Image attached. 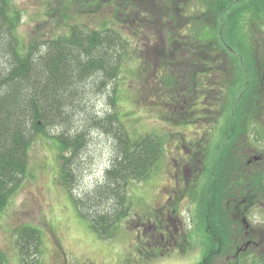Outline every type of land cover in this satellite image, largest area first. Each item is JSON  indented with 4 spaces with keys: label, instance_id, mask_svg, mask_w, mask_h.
Here are the masks:
<instances>
[{
    "label": "trees",
    "instance_id": "16d2710c",
    "mask_svg": "<svg viewBox=\"0 0 264 264\" xmlns=\"http://www.w3.org/2000/svg\"><path fill=\"white\" fill-rule=\"evenodd\" d=\"M144 2L136 5L148 7ZM131 3L133 0H63L59 6L62 24H56L48 36L25 40L17 32L20 11L11 0H0V213L26 175L28 149L36 136L65 123L69 109L80 104L82 84L94 80L101 93L121 72L129 58V39L119 22L129 23L136 32L144 22L156 29L162 47L153 53L149 78L155 84L151 85L168 92L166 82L175 84L178 104H183L181 97L186 95L181 91H188L190 82L206 89L210 80H215V86L222 84L216 99L223 93L221 108H231V118L224 123L214 148L203 193L232 183L228 175L240 171L241 163L232 152L243 142L247 131L243 127L264 112V57L258 56L253 41L255 30L264 22V0H155L148 10L136 9ZM213 52L218 55L214 62ZM229 92L231 97L226 95ZM110 103L113 111L94 116L92 124L114 138V155L102 180L81 195L72 192V160L82 147L85 132L53 136L59 181L77 214L103 239L112 237L118 224L130 215V183L150 176L163 153L159 135L130 133L118 115L116 96ZM194 118L192 122L201 119ZM263 176L255 175L254 183L264 186ZM247 177L251 181V173ZM204 201L198 205L203 225L209 219L207 198ZM40 243L37 227L19 225V264H40ZM5 261L6 254L0 249V264Z\"/></svg>",
    "mask_w": 264,
    "mask_h": 264
},
{
    "label": "rangeland",
    "instance_id": "374dc122",
    "mask_svg": "<svg viewBox=\"0 0 264 264\" xmlns=\"http://www.w3.org/2000/svg\"><path fill=\"white\" fill-rule=\"evenodd\" d=\"M11 1L20 11L17 32L25 40L31 36H48L56 30V24H62L59 6L63 0ZM140 1H145L148 7L136 5ZM133 2L131 4L134 8L148 10L152 9L150 5L155 0ZM72 10L73 7H70V14ZM144 24L136 32L129 23L119 22L129 39V58L124 62L116 80H109L101 93L97 92L94 80L82 84L83 97L80 104L69 109L65 123L46 128L48 134L37 135L30 145L26 175L0 213V249L6 254L3 264H19L16 229L22 224L33 225L41 233L40 264H191L193 258L194 261L198 259L196 241L192 239L184 242L181 234H177L184 231L188 236H193L202 230L189 199L178 200L179 194H182L180 167L185 171L183 177L186 186L190 182L189 178L197 173L198 167H209L210 157L215 155L214 147L222 135L224 125L222 119L225 117H216L218 120L212 133L216 137H210L208 133L211 127L208 124H212L214 113L223 109V93L218 97L221 103L216 98L212 99V96L216 97V91L222 84L215 86V93L208 94L210 99H207L205 96L211 85H207V92L202 93L205 98H199L197 89L205 85L198 83L199 86L194 87L190 82L187 90L192 92L181 91V95H186L181 97V105L177 103L175 84L166 80L168 92H162L156 85H151L155 84L149 78L152 75L153 53L162 47V41L156 29L148 28L146 22ZM259 25L252 39L257 42L258 56L263 58L264 22ZM114 96L118 104V115L127 130L133 134L156 133L162 139L163 153L150 176L142 182L130 183L127 189L132 207L130 215L118 224L112 237L103 239L90 230L77 214L59 181L58 147L53 136L61 132L66 135L85 132L82 147L72 160L75 172L72 192L81 195L102 180L104 170L114 155V138L101 127L92 124L94 116L102 117L113 111L110 98ZM192 103H196V106L193 107ZM198 106L203 109L199 114L195 111ZM263 115L264 112L250 119L247 131L242 136L243 142L231 151L237 161H242L249 154H261L264 158ZM198 116L201 119L192 122ZM186 118H190L188 123L183 122ZM230 118L227 117V121ZM200 126L205 127L207 137L204 136L202 142L194 143L197 150L194 152L188 149L191 145L188 148L186 146L193 140L192 137L197 136L195 131ZM253 173L261 176L264 168L254 170ZM197 223L200 226H195ZM162 229L169 233L165 236L167 240L161 239Z\"/></svg>",
    "mask_w": 264,
    "mask_h": 264
},
{
    "label": "flooded vegetation",
    "instance_id": "af4514ba",
    "mask_svg": "<svg viewBox=\"0 0 264 264\" xmlns=\"http://www.w3.org/2000/svg\"><path fill=\"white\" fill-rule=\"evenodd\" d=\"M217 56L218 55L214 52L212 56L213 62ZM230 81L231 80H228L229 83ZM210 85L209 92L206 91L204 86L203 88L197 89L199 95H197V97L203 98V94L207 92L205 97L210 99L207 96H209L208 94L210 93H215V80H211ZM226 95L227 97H231L230 92ZM214 98L216 97L212 96V99ZM198 102H200V100ZM208 103L210 104V101H208ZM227 105H224V108ZM192 106H196V103H192ZM196 109L195 111H197V113L203 110L199 106ZM217 113H219V116L225 117L222 119L225 123L227 117L231 114V108L219 109ZM217 113H214L212 124H208V126L211 127V131L208 133L210 137H216V135L212 133L214 132L213 130L218 120L215 117H219ZM208 117L210 118L211 116ZM199 118L198 116V119ZM204 128V126H200V128L195 131L197 136L192 137L193 140L188 142L186 147L188 148L189 145L192 146L188 149L194 152L197 151L194 148V143L202 139L204 140L203 137L207 135L205 134L206 130ZM246 130L247 126H244L242 131ZM201 131H203V133H201ZM198 135L202 136V138H199ZM199 161L201 162L202 160L199 159ZM211 161L212 157H210V164ZM202 163L203 161L200 164L203 165ZM240 163V171L228 175L229 182L232 180V183H226L217 189H208L206 195L203 193L202 186L211 165L209 164V167L205 165L198 167L197 173L195 172L194 175L189 178L190 182L187 186L183 177L185 171L183 167H180L181 183H179L177 179L176 181L182 186V194H179L178 200L184 198L185 201H187L189 199L198 220V205L204 201V198H207V209L209 208V219L204 222L205 225L199 220L202 228L201 231L193 236H188L189 234L184 231L177 232L178 236L181 234L180 237L184 242L193 239L196 241V246L198 245L196 253L198 259L194 261L193 258L191 264H264V186L255 184L253 180V177L258 174L253 173V171L257 169L262 170L264 168V158L261 154H249L243 157ZM177 173L178 171L176 174ZM248 173H251V181H249L247 177ZM198 225L199 223L195 224V226ZM178 229L181 230V228ZM166 231L162 229L160 232L162 240L168 239L165 237L169 234Z\"/></svg>",
    "mask_w": 264,
    "mask_h": 264
}]
</instances>
